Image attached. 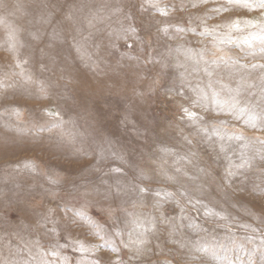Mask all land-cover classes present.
<instances>
[{
    "label": "rangeland",
    "instance_id": "1",
    "mask_svg": "<svg viewBox=\"0 0 264 264\" xmlns=\"http://www.w3.org/2000/svg\"><path fill=\"white\" fill-rule=\"evenodd\" d=\"M192 3L193 0H159L160 6L166 8L168 13L162 15L144 0H0V264L5 261L7 264H24L25 261L35 264V260L40 259L41 249L48 252L57 244L66 245L57 247L60 256L47 257L56 261V264H60L61 257L64 256L69 258V264H77L81 260L88 264V261L97 259H121L125 264H162L166 257L173 258L168 250L172 249L175 253L179 246L168 243L166 237L171 225L160 223L159 218L157 231L150 232L148 237L151 252L139 259H130L135 256L134 251L121 243V240L128 242V232L133 228L130 223H126L131 217L120 210L121 207L127 209V212L140 214L142 218L149 214L159 217V214L151 202L143 209L133 208L132 200L136 197L132 194L106 198L108 186L102 184L101 179L112 184L117 178L127 181L133 175L127 168V176L114 173L104 175L111 167H123L113 158L97 164L100 149L109 148L108 140L111 141L112 151L126 153L135 146L137 152L143 148L152 153L153 158L160 155L156 151L157 144L171 147L180 155L195 152L197 156L194 163L209 167L220 184L224 183L225 169L230 161L240 164L242 153L245 159L254 157L250 168L238 170V175L233 178V189H226L229 198L218 195L214 184L212 197H201L216 211L224 210L230 219L235 218L230 227H222L223 221L206 218L200 206H197L200 209L197 211L186 205V218L181 219L180 210L174 202L164 204L165 215L174 218L171 223L177 225L173 238L188 245L180 250L181 253L194 251L195 248L208 244L214 246L219 257L227 255L233 264H239L240 260L247 261L248 256L234 247L233 241L250 251L259 244L261 233L264 232V227L254 219L264 209V198L260 195V189L264 187V172L261 171L264 169V162L259 159L262 146L254 138L264 137V132L248 127L244 123L246 116L236 119L232 115L217 116L211 106L208 111L195 108L194 111L204 117V123L214 118L227 120V130H242L248 138L247 148L243 147L245 141L229 142L226 139L227 152L220 153L216 143L209 146L196 128L189 126V122L182 118L183 113L178 105L183 103L190 106L193 93L187 87L183 88L188 97L184 99L180 96L173 97L165 93L164 89L169 86L180 88V72H186L193 86H207L208 77L204 72L193 71L194 67L202 68L204 65L197 66L185 56L188 48L195 52L207 49L205 55L211 60L213 36L199 35L204 25L211 29L215 25L235 20H253L259 23L264 20V13L229 5L227 0L197 2L195 7ZM81 4L84 6L81 11L75 12V23L69 25V22L64 21V26L70 28L69 33H66L65 43H57L55 48H48L49 33L58 26V21L64 20L67 12L73 10L71 5L80 9ZM117 8L122 11H115ZM215 8L222 10L213 11ZM223 8L228 10L224 11ZM93 13L100 19L94 21L93 27H89L87 18ZM49 14L50 23H43L41 17L47 18ZM129 15L131 19L127 18ZM128 25L136 27V36L145 41L143 52L135 37L127 43L123 39H117L122 27ZM165 26H168V35L158 31ZM75 27L82 31L77 34ZM177 28H183L184 31L177 32ZM226 31L225 28H219L215 35L219 37ZM249 31L256 29L246 28L243 33L233 31L232 36L234 40H238ZM32 34L41 38L33 39ZM73 35L91 53V61L81 60L71 47ZM85 37L89 38L84 40ZM148 41H151L150 46ZM113 43L116 44L115 48L111 47ZM129 44L132 45L131 49ZM222 47L242 64L264 63V58L259 55V42H254L252 49L247 45L237 46L236 43H226ZM41 49L44 50V55L41 54ZM252 51L256 52L255 56L249 54ZM127 55L138 56L139 60H129ZM51 57H55V60ZM149 57H155V60L146 64L145 60ZM25 59L27 63H23ZM18 61L22 63V69L17 67ZM92 61L98 66L93 67ZM177 62L186 67L176 68ZM163 63H167L168 67L162 68ZM41 64L45 65L43 70ZM215 71L214 81L221 79L230 87H237L238 75L230 77L228 69L223 66ZM243 74L246 82L238 97L240 105L258 113L264 107L260 101L259 71L248 73L245 70ZM29 76L31 82L27 79ZM157 78L159 85L155 92H149V87ZM38 82H43L47 87L49 99L40 98ZM249 84L254 87H249ZM214 86L220 88L219 84ZM137 92L144 95H137ZM229 96L227 90L221 92L222 100H228ZM45 107L60 110L64 120L70 121L64 126V138H61L60 129L48 131L50 118L42 111ZM125 115L131 123H121ZM149 125L154 128L153 135L149 136L147 132L137 135L136 128ZM186 135L192 140V144L183 139ZM172 160L173 157L168 158V166L172 164ZM25 161H33L37 171L34 173L26 169ZM96 167L102 171H96ZM169 170L172 169L169 167ZM187 170L192 175L196 174L191 165L187 166ZM233 171L237 169L233 168ZM48 176L59 178L61 183L49 184ZM160 184L169 187L162 180ZM97 187L100 191L93 192L92 189ZM241 188L243 192L239 191ZM47 189L57 190L58 198L51 200L46 194ZM86 190L89 194L81 195ZM64 203L74 209H82L102 225L105 241L94 235L83 222L81 226L68 227L72 214L70 212L69 218L65 220L64 213L59 209L57 216L62 219L57 225L61 233L58 239L50 231L52 224L45 227L39 225V214L47 206L55 207ZM108 207L117 209L114 219L105 211ZM190 221L200 224L207 231H194L188 227ZM242 223L260 231L252 232L250 228H241ZM180 225L183 227H179ZM147 226L145 220V227ZM116 228L123 231L122 237L114 235ZM249 236L254 238L251 243ZM37 240L39 246L35 243ZM73 240L82 241L89 250L79 251V245L73 243ZM157 243H163V252L156 248ZM94 245L98 247H92ZM113 246L119 251L113 252ZM226 249L231 250L226 252ZM197 255H201V261L197 264H217L211 256ZM256 259L258 260V255Z\"/></svg>",
    "mask_w": 264,
    "mask_h": 264
},
{
    "label": "snow or ice",
    "instance_id": "2",
    "mask_svg": "<svg viewBox=\"0 0 264 264\" xmlns=\"http://www.w3.org/2000/svg\"><path fill=\"white\" fill-rule=\"evenodd\" d=\"M145 3H148L152 7H155L157 11H159L162 15H167V10L164 7H161L159 4V0H144ZM207 3L208 0H193L192 6L195 7L196 3ZM227 4L229 5H238L244 7L248 10H260L264 13V0H227ZM83 4H81L80 9H76L75 5H71L70 7L73 9L67 12L64 16L63 21H58V26L54 27L52 32L49 33V41L50 43L47 45L48 48H55L56 44L63 45L67 38L66 33H69L70 28L64 26V21L69 22V25H73L75 23V12L81 11L83 8ZM213 11H221V8L212 9ZM224 11H227L228 8H223ZM115 11L119 12L122 9H115ZM50 16L49 17H41L42 22L47 24L50 23ZM131 19L129 15L127 17ZM100 17L96 13H93L90 18H87V24L89 27L94 26V21L99 20ZM2 22V20H0ZM203 23V22H202ZM243 25V27L241 26ZM255 28L256 31H249L246 35H241L238 40H234L232 33L233 31H237L240 33L244 32L246 28ZM219 28L227 29L226 32L222 33L219 37L215 35V32ZM74 31L79 34L82 29L79 27H75ZM158 31L162 32L164 35H168V26H165ZM183 28H177V32H183ZM193 31H195L193 29ZM137 28L128 25L127 27H122L120 33L117 35V39H123L125 43L129 39H133L135 37L136 40H139L141 44L140 51H144L143 44L145 41L136 36ZM33 39L39 40L41 37L32 34ZM201 36H213L212 42V58L209 60L205 52L207 49H200L198 52L193 51V49L188 48L185 50L186 59L192 60L193 63L197 66L204 65L201 67H194V72L203 71L204 74L208 77L207 86L203 87L200 84L193 86L190 81L188 80V76L186 72H180L179 77L181 81L180 88L169 86L164 89V92L175 96L183 97L184 99H188L185 96L183 88L187 87L192 93L193 97L190 100V106H185L183 103H179V110L183 113V119H186L189 122V126L195 127L198 134H200L205 141L212 146L213 143H216L219 148L220 153H226L228 146L225 144V140L227 141H245L243 144L244 148L248 147L247 140L248 138L245 136L244 132L241 131H229L227 130L226 126L228 121L224 119H212L207 123H204V117L194 111L195 108H201L204 111H208L209 107L211 106V110L216 112L217 116L224 114V115H232L236 119H240L243 116H246L244 123L257 131L264 132V107L261 108L260 112H255L254 110H250L249 108L242 107L240 105V101L238 99L241 91V87L246 82L245 75L243 74L245 70H248V73L259 71V82H260V101L264 104V63H252V64H242L232 55H230L222 45L224 44H232L236 43L237 46L247 45L249 49L254 48V42H259V55L264 58V20L257 23L253 20H235L230 23H222L220 25H215L211 29L207 26H203V31L199 33ZM91 33L89 34V37ZM89 37H85L84 40H87ZM13 37H10L12 39ZM72 44L71 47L75 49L77 54L79 55L80 59L83 61H91L92 56L91 53L87 51L84 43L81 40H77L76 36H71ZM150 46L151 41H148ZM15 47V44H13ZM111 47L115 48L116 44H112ZM131 49L132 45H128ZM97 49H99V45H97ZM180 48H177L179 51ZM41 54L44 55V50L41 49ZM60 53L58 52L57 55ZM252 56L256 55L255 51L249 53ZM125 54H122V56ZM53 61L55 57H51ZM129 60H139L138 56L127 55ZM155 60V57H149L145 60V63H152ZM159 63V61H156ZM23 63H27L25 59ZM92 66L97 67L95 61H92ZM221 66L228 69V75L234 76L238 75L239 80L237 82V87L232 88L228 84L224 83L223 80L217 79L213 80V77L216 75V69H219ZM17 67L22 69V63L19 61L17 62ZM41 69L45 68L44 64L40 65ZM162 68H167V63H163L161 65ZM176 68H184L186 67L184 64L177 62L175 64ZM21 75L23 76L24 73L21 71ZM28 81L31 82V77L29 76ZM39 83V93L41 99H49V92L47 87L43 84V82ZM214 84H219L220 88L217 89ZM159 85V78L153 81L152 85L149 87V92H155L156 86ZM249 87H254V85L249 84ZM223 90H227L230 94L228 100L221 99V92ZM137 95L143 96L144 93L137 92ZM84 102H87V98H85ZM17 111L18 110H15ZM44 114L49 117L50 127H48V131H52L53 129H60L61 138H64L66 133L63 131L64 126L66 123L70 121H65L63 115L61 114L60 110L52 109L45 107L42 109ZM131 123L132 121L129 119L127 115H125L124 120L121 123ZM171 124V122H169ZM148 127L145 126L143 128H136L135 131L137 135H142L144 132L148 131ZM182 132L183 129H180ZM183 139L188 143L192 144V140L186 135ZM256 141L262 146L259 152V159L264 162V137H255ZM107 143L109 144L108 149L101 148L99 151V159L97 164L100 161L106 160L108 158L116 159L120 162L123 167H111L104 172V175H108V173L120 174L121 176H127L128 173L125 171V168L131 170L133 173L132 177H130L127 181L122 178H117L114 183L108 184L107 180L101 179V183L107 185L106 190V198H113V197H122L127 196L129 194L134 195L136 198L132 200V207L133 208H145L149 202L153 208H155L159 214V217L156 215L149 214L147 217L142 218L140 214H135L132 212H127V209L120 208V210L125 211L131 219L126 223H130L133 228L131 231L128 232L129 240L125 243L121 240V243L124 245L125 248H130L134 251L135 256L130 257V259H139L140 257L146 255L147 253L151 252L152 249L148 247L151 243L149 240V233H155L157 231V219L159 218L160 223L162 224H169L171 225L170 230L168 231V235L166 237L168 243L177 244L179 248L173 253L172 249H169V254L173 255L172 259L165 258L162 264H197V262L201 261V255H197V253L211 256L214 260L217 261V264H233V261L228 258L227 255L224 257H219L215 251L214 246L212 245H202L195 250H189L188 252L181 253L180 250L185 249L188 245L185 242L178 241L173 237L177 231V225L172 224V220L174 218L167 217L164 212V204L168 201H172L176 204L179 208L181 219H185L184 216L186 205L192 206V208L199 211L200 208L203 209V215L206 218H214L217 221H223L224 223L221 225L222 227H230V225L234 222L235 218L230 219L229 215L226 211H216L214 207H210L209 204L205 203L201 197H203V193L210 185H215L217 191L222 193L223 196L227 199L228 192L226 189H233V178L238 175V170L243 169L245 167L250 168L252 166L253 158H243L244 154L242 153V162L240 164H233L229 163L227 169H225V176L223 177V184L217 182L216 177L213 175V172L209 167L200 166V164L194 163V158L197 156V153L191 152L190 154L180 155L178 154L175 149L162 146L157 144L156 151L160 153V155L156 158H153V154L146 152L143 148L137 152L135 149V155L132 154L130 149L126 153L116 152L111 150V141L108 140ZM173 157L172 164L168 166V158ZM230 159V158H229ZM191 165L195 168L196 174L192 175L187 170V166ZM154 166V167H153ZM24 167L31 172H36L37 168L33 161H25ZM169 167L172 169L169 170ZM233 168L237 169V171H233ZM96 171H102L99 167H96ZM264 172V169H261ZM181 177L184 180L191 182L194 187L189 188L186 186L185 183L181 182ZM48 183L51 185H59L61 180L59 178H55L52 176H48ZM164 181L169 185V187L161 186L160 182ZM243 183V180L241 181ZM75 187V186H73ZM174 188V190H173ZM93 192H99L100 189L93 188ZM235 191V190H234ZM240 192H243V189H239ZM193 193H199V195H193ZM47 196L51 200H56L59 196V192L53 189L46 190ZM89 192L86 190L81 195L86 196ZM260 195L264 198V187L260 189ZM183 201V202H182ZM235 206V205H233ZM60 210L64 213L63 219L67 220L69 218V213L71 212V225L81 226V222L87 224L88 227L92 230L93 234L98 236L101 241H105V235L103 234V226L94 221L91 217H89L85 211L82 209H74L69 204L64 203L63 205H56L47 206L43 213H40V220L38 221L41 227H45L47 224H52L53 227L50 231L54 234V236L58 239L61 235L60 231L57 228V225L61 222V217L57 216V210ZM108 213L110 218H115V213L117 211L116 208L108 207L105 209ZM262 227H264V209L261 210V214L259 216H254ZM145 220L147 221L148 226L145 227ZM23 222V221H22ZM179 227H183L180 225ZM188 227L193 229L194 231H207L206 229L202 228L200 224H197L193 221H190ZM241 228L244 229H251L252 232L260 231L249 224L242 223L240 224ZM123 231L120 228H116L114 230V235L116 237H122ZM69 239H71L69 235ZM253 237L249 236V242H253ZM73 243L79 245L78 250L81 252L88 251L82 241L73 240ZM37 246H39V241L35 242ZM114 244V241H113ZM233 246L238 247L241 251H244L245 254L248 256L247 261L240 260L239 264H264V232L261 233L260 242L258 245L254 246L252 250L244 249L243 245L236 244L233 241ZM57 247H66V245H55L52 249L48 252H44L42 249L40 250V259L35 260V264H56V261L49 260L47 257H59L60 253ZM92 247H98L96 245ZM156 248L159 249L161 252L164 251L163 243H157ZM231 249H226L225 251H229ZM113 252H118L119 249L115 246L112 247ZM258 255V260L256 259ZM7 264V261L4 262ZM24 264H31L29 261H25ZM60 264H69V258L64 256L61 257ZM77 264H85L83 260L78 261ZM88 264H125V262L121 259L109 260V261H101L99 259L88 261Z\"/></svg>",
    "mask_w": 264,
    "mask_h": 264
},
{
    "label": "clouds",
    "instance_id": "3",
    "mask_svg": "<svg viewBox=\"0 0 264 264\" xmlns=\"http://www.w3.org/2000/svg\"><path fill=\"white\" fill-rule=\"evenodd\" d=\"M148 129L149 130L146 131L147 132V135H149V136L153 135L154 128H152L151 125H149L148 126ZM135 149H136L135 146H133V147L130 148V151L132 152L133 155H135ZM181 182L185 183L186 186L189 187V188H193L194 187V185L191 182L184 180L183 177H181ZM212 186L213 185H210L206 189V191L203 193V196H207V197H210V198L212 197ZM196 194L199 195V193H196ZM217 194L223 196V194L222 193H219L218 191H217Z\"/></svg>",
    "mask_w": 264,
    "mask_h": 264
},
{
    "label": "bare ground",
    "instance_id": "4",
    "mask_svg": "<svg viewBox=\"0 0 264 264\" xmlns=\"http://www.w3.org/2000/svg\"><path fill=\"white\" fill-rule=\"evenodd\" d=\"M243 17V16H242ZM256 17V16H255ZM256 19V18H255ZM259 20V19H258Z\"/></svg>",
    "mask_w": 264,
    "mask_h": 264
}]
</instances>
